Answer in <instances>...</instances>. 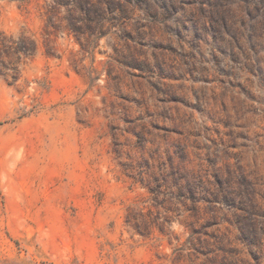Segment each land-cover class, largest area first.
I'll return each mask as SVG.
<instances>
[{"label":"rangeland","instance_id":"obj_1","mask_svg":"<svg viewBox=\"0 0 264 264\" xmlns=\"http://www.w3.org/2000/svg\"><path fill=\"white\" fill-rule=\"evenodd\" d=\"M0 264H264V0H0Z\"/></svg>","mask_w":264,"mask_h":264}]
</instances>
